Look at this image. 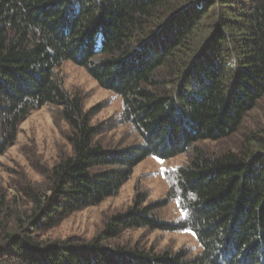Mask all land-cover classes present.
I'll return each mask as SVG.
<instances>
[{"label":"trees","instance_id":"1","mask_svg":"<svg viewBox=\"0 0 264 264\" xmlns=\"http://www.w3.org/2000/svg\"><path fill=\"white\" fill-rule=\"evenodd\" d=\"M68 61L123 99L143 146L94 141L82 98L56 75ZM263 99L264 0H0V133L14 140L31 111L54 104L74 150L46 172L29 227L3 237L0 264H264V127L237 151L195 146L238 134ZM193 148L191 162L168 175L185 213L178 224L156 214L160 203L142 208L141 195L89 244L27 234L116 196L147 158ZM129 229L191 231L201 252L105 245Z\"/></svg>","mask_w":264,"mask_h":264},{"label":"rangeland","instance_id":"2","mask_svg":"<svg viewBox=\"0 0 264 264\" xmlns=\"http://www.w3.org/2000/svg\"><path fill=\"white\" fill-rule=\"evenodd\" d=\"M102 37L98 36L96 48L100 50ZM56 75L71 95L82 98L84 112L91 115L90 124L97 129L95 142L107 149L124 150L143 146L144 136L127 117V108L121 97L104 89L93 79L87 69L75 62L64 63ZM264 127V99L249 113L238 134L220 141H201L195 146L209 155L237 151L246 135ZM71 125L63 118L62 108L48 104L33 110L18 126L13 140L0 133V244L9 234H20L19 228L29 226L33 219L34 195L48 191L46 172L61 160L73 156L68 137ZM10 134V133H9ZM195 154L194 148L172 159L149 157L140 163L131 179L119 193L102 204L78 211L56 228L44 232H27L43 241L71 240L75 244H89L105 230L108 221L135 206L137 197L143 195L142 208L160 203L156 214L168 224H178L185 213L176 198L171 196L169 173L188 165ZM110 248H139L155 253L185 251L194 258L201 245L191 231H150L148 229L124 230L120 236L105 242Z\"/></svg>","mask_w":264,"mask_h":264}]
</instances>
